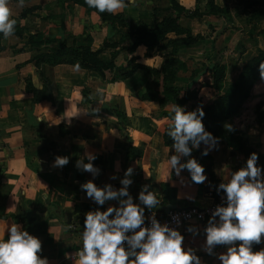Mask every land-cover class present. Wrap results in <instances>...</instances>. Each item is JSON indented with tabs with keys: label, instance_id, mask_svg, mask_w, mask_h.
<instances>
[{
	"label": "crops",
	"instance_id": "0c3cea01",
	"mask_svg": "<svg viewBox=\"0 0 264 264\" xmlns=\"http://www.w3.org/2000/svg\"><path fill=\"white\" fill-rule=\"evenodd\" d=\"M9 7L17 23L7 39L0 34V238L7 239V228L18 224L41 240L39 255L49 264H73L65 256L82 247L84 214L117 203L96 205L80 184L94 179L97 186L119 188L131 165L134 202L141 185L149 184L162 203L152 210L164 214L211 203L209 191L221 181L214 169L227 164L234 171L247 159L240 144L219 137L218 148L208 155H201L203 144L192 153L204 166V183H192L187 170L179 177L171 173L166 130L176 98L167 88L186 95L180 104L186 111L204 109L225 92L264 51V0H125L122 9L104 12V18L78 0H24L23 5L9 0ZM166 16L176 17L181 29L199 39L185 41L186 33L169 32L154 45L136 43L137 25L151 26ZM68 49L95 52L99 64L47 62ZM214 67L224 72L221 90L212 83ZM248 102L259 103L264 112L261 78L221 126L231 124L233 139L241 137L247 148L264 154V120L243 122L244 112L253 113ZM86 152L97 157L93 163L101 171L95 178L75 167ZM57 155L68 156L69 163L53 167ZM50 204L57 206L58 218H47ZM206 222L184 224L183 245L196 249L203 264H219L200 250L202 231L196 237L186 231L189 224L202 230ZM261 248L264 242L253 244V251Z\"/></svg>",
	"mask_w": 264,
	"mask_h": 264
},
{
	"label": "clouds",
	"instance_id": "9594fccd",
	"mask_svg": "<svg viewBox=\"0 0 264 264\" xmlns=\"http://www.w3.org/2000/svg\"><path fill=\"white\" fill-rule=\"evenodd\" d=\"M23 2L19 0L20 5ZM84 2L97 13L115 14L125 6V0ZM16 23L11 18L9 0H0V34L3 38L14 34ZM150 63L146 65L150 66ZM259 73L264 80V61L259 64ZM204 115L202 106L186 111L185 106L174 104L166 130V135L172 140L173 154L168 158L171 173L179 177L182 170H187L191 182L195 184L204 183L207 176L204 166L192 155L193 151L201 149L203 144L201 155L206 156L217 149L219 143V137L205 129L202 122ZM223 127L228 132L234 130L229 123ZM95 159V154L86 152L75 161V167L95 178L101 171L94 165ZM258 159V153L251 152L237 170L233 171L227 164L214 169L221 177L215 190L218 194L223 192L222 202L212 209L202 230L194 224L186 228L193 237L202 231L204 241L200 250L214 256L219 264H264V248L253 251L254 243L264 242V165L258 164ZM68 163V156L57 155L52 166L62 168ZM133 172L131 165L127 167L119 180V188L109 183L97 186L94 179L80 184L86 197L96 205L103 206L108 200L117 203L105 210L97 207L84 214L80 234L82 247L75 255H66L65 258H71L73 264H203L196 249L184 247V235L179 228L162 224L151 212L162 203L157 193L149 190V184L141 185L137 202H134L129 192ZM148 177L145 172V178ZM110 179L114 180L116 176ZM146 210L151 215L146 216ZM6 232L7 239L0 238V264H49L47 257L39 255L42 242L38 237L18 224L10 225ZM217 246H223L224 250L217 253Z\"/></svg>",
	"mask_w": 264,
	"mask_h": 264
},
{
	"label": "trees",
	"instance_id": "16d2710c",
	"mask_svg": "<svg viewBox=\"0 0 264 264\" xmlns=\"http://www.w3.org/2000/svg\"><path fill=\"white\" fill-rule=\"evenodd\" d=\"M83 5L88 7L84 0H78ZM89 8V7H88ZM90 10H95L89 8ZM101 17H106L105 13H100ZM169 32L174 33H186L187 39L191 41H196L199 37H192L189 31L181 29L177 24V19L166 16L161 19V21L148 26L147 24L141 23L135 27L133 33L137 35V44H145V45H154L157 42L163 40ZM49 40V39H47ZM63 56H66V59H62ZM96 53L91 52L87 49H83L82 51H78L77 49H68L66 52L61 50L54 55H51V58L47 60V62L58 63V62H68V63H76L80 67L94 68L99 63L95 60ZM173 61V60H171ZM261 61H264V51L259 53L257 56L252 58L247 65L241 71L238 79L230 84L225 92L220 93L218 97L207 107L203 109L205 115L202 119V122L207 131H210L214 136L223 138L226 142H229L234 138L230 132L226 131L222 128L221 123L223 120L227 119L229 116L239 110L242 103L245 99L249 97L252 86L254 82L260 77L259 73V64ZM167 67V66H166ZM134 69H131L130 73ZM166 71V68L164 69ZM252 73L251 77H248V74ZM223 70L221 67L213 68V77L212 83L215 88L221 90L220 80L223 78ZM249 78V79H248ZM170 94H173V97H177L179 94H183L180 90L167 88ZM184 96V94H183ZM152 96H147V98H151ZM183 99L173 101V104L180 105ZM165 142H170V140L165 135ZM54 206V207H53ZM49 212L47 214V218H58L59 212H54L57 209L55 205L50 204ZM62 213V211H60ZM39 220H36L38 222Z\"/></svg>",
	"mask_w": 264,
	"mask_h": 264
},
{
	"label": "built area",
	"instance_id": "2783aa9c",
	"mask_svg": "<svg viewBox=\"0 0 264 264\" xmlns=\"http://www.w3.org/2000/svg\"><path fill=\"white\" fill-rule=\"evenodd\" d=\"M219 183L220 182H217L209 191V195L213 199L212 202L202 207L193 206L186 208H171L167 210L164 214H161L155 210H152L151 212L155 214L157 220L160 221L162 224L167 223L170 227H178L180 231L182 230L183 225L186 223H201L207 221L212 209H214L217 204H220L222 202L223 192L218 194L215 190L216 185H218ZM148 215H151V213L148 212L146 216ZM174 216L176 217V219H173ZM177 220L179 221V224H177ZM76 252L71 254L70 257L72 255H75Z\"/></svg>",
	"mask_w": 264,
	"mask_h": 264
},
{
	"label": "rangeland",
	"instance_id": "374dc122",
	"mask_svg": "<svg viewBox=\"0 0 264 264\" xmlns=\"http://www.w3.org/2000/svg\"><path fill=\"white\" fill-rule=\"evenodd\" d=\"M185 41H190V40L189 39H186ZM251 76H252V73H249L248 74V77H251ZM183 98H184V96L179 94L176 97V101H179L180 99H183ZM185 98H186V95H185ZM249 103L250 102H248L247 105H246L247 110L249 109V107L250 108H253V109H257V110L255 111V110L252 109V112L253 113L250 116H249V113L248 112L247 113L244 112L242 114L243 122H245L244 125H251V124H253V122L254 123H261L264 120V112H263V110H261V111L259 110L261 108L259 106V103L253 102V104H252L253 107H251ZM263 108H264V106H263ZM230 141H232V143L235 142V143H233L234 145L240 144V150L243 151V152H245L248 156H249V154L251 152H257L258 153V156H259L258 164L264 165V154H261L258 151H254L252 149L247 148L245 146L244 142H243L244 140L241 137L239 138L238 136H236L235 139H231Z\"/></svg>",
	"mask_w": 264,
	"mask_h": 264
}]
</instances>
